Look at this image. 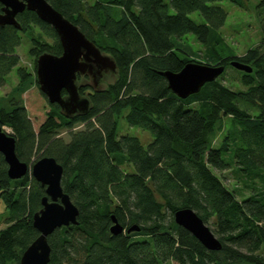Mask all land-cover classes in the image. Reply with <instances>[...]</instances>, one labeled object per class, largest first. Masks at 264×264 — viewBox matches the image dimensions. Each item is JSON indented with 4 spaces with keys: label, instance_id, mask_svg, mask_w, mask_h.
<instances>
[{
    "label": "trees",
    "instance_id": "obj_1",
    "mask_svg": "<svg viewBox=\"0 0 264 264\" xmlns=\"http://www.w3.org/2000/svg\"><path fill=\"white\" fill-rule=\"evenodd\" d=\"M47 1L117 65V79L106 89L79 86L90 100L87 115L68 118L50 104L35 130L22 96L38 82L17 50L27 35L35 72L40 55H62L61 41L28 10L17 16L21 30L0 27V89L13 70L20 79L0 98V125L12 130L21 161L53 157L64 167L63 189L80 210L79 225L49 237L50 264H264V41L238 56L218 32L228 13L214 3L223 0H172L175 14L163 0ZM195 12L204 23L190 17ZM235 60L253 72L233 68ZM190 62L224 65L225 71L183 100L159 73L180 72ZM229 69L242 88L222 83ZM120 119L150 131L154 141L145 148L138 137L121 135ZM63 131L68 140L58 136ZM227 170L234 190L216 173ZM45 195L31 174L11 180L0 153L6 206L0 264H20L38 238L33 217ZM183 208L206 224L214 220L221 251L207 250L177 225L174 215ZM113 215L127 230L139 225L141 231L113 236Z\"/></svg>",
    "mask_w": 264,
    "mask_h": 264
},
{
    "label": "water",
    "instance_id": "obj_2",
    "mask_svg": "<svg viewBox=\"0 0 264 264\" xmlns=\"http://www.w3.org/2000/svg\"><path fill=\"white\" fill-rule=\"evenodd\" d=\"M0 5V27L12 26L21 30L17 16L28 10L36 13L56 31L63 53L60 56L44 53L38 57L36 73L39 88L49 103L58 105L66 117L87 115L90 100L81 96L78 77L88 75L97 82V77L102 78L109 71L116 72L117 65L113 58L98 48L47 0H0ZM231 66L247 74L253 72L252 67L236 60L231 62ZM224 71V65L190 62L180 72L159 74L167 80L170 90L185 100L199 93L205 84L216 81ZM64 90L66 96L63 95ZM0 153L8 165L11 180H20L31 174L46 192L42 209L33 217V227L39 236L23 253L20 264H50L52 248L49 237L63 227L79 225L80 210L63 189L64 167L53 157H43L30 168L17 155L16 139L1 125ZM174 218L177 225L190 232L207 250L223 249L221 241L193 209H179ZM112 223L110 232L113 236L125 234V227L114 215ZM140 231L139 225H133L126 232L131 234Z\"/></svg>",
    "mask_w": 264,
    "mask_h": 264
},
{
    "label": "rangeland",
    "instance_id": "obj_3",
    "mask_svg": "<svg viewBox=\"0 0 264 264\" xmlns=\"http://www.w3.org/2000/svg\"><path fill=\"white\" fill-rule=\"evenodd\" d=\"M93 3V0H88ZM169 5V11L171 14H175L176 11L171 5L172 0H163ZM244 7H240L237 4L231 2V0H223L221 2L214 3L219 5L226 10L228 13L226 24L218 31L219 34L225 39V41L231 46V49L235 51L238 56L244 55L248 49H251L264 41V0H241ZM190 17L197 23H204V18L199 12L190 14ZM32 43L27 35H23V41L21 46L18 48L17 53L21 57V66L24 67L30 73H34L37 79V73L34 72L36 57L31 54L30 48ZM196 48L201 46L195 44ZM197 61L204 62L202 58H193ZM201 64V63H200ZM37 70V69H36ZM110 74L106 78V75ZM238 73L234 70L229 69L226 73V78L222 80L223 84L238 89L242 88L239 80ZM233 77V78H231ZM99 86L106 89L108 85L114 83L117 79L115 72H108L103 74L102 78L97 77ZM20 79L17 70H13L7 77L6 84L0 89V98L8 96L13 89L19 84ZM93 83L92 80H89ZM23 100L25 107L28 111L29 117L32 120L35 130H38L40 125L46 120L47 113L50 111V103L46 96L41 92L39 85L36 82L30 85V88L23 94ZM119 121V132L121 135H131L138 137L145 148H147L153 141L154 136L148 130H143L138 127L130 126L125 120L120 119ZM6 132L12 134V130L8 127H3ZM82 128V126H79ZM59 137L68 140L67 131L61 132ZM221 135L215 145L217 146L220 141ZM39 156L35 155L33 161L29 164L31 168L34 161ZM224 181L225 185L230 189L234 190L237 186L235 179L232 175L231 170H227L223 173L216 172ZM241 186V184H238ZM245 195H249L246 193ZM1 203V202H0ZM4 218V214L0 215ZM212 231L215 230L214 220L211 219L207 224ZM6 227L5 223L0 225V230ZM142 239V238H141ZM264 255V249L261 251ZM176 264V263H173Z\"/></svg>",
    "mask_w": 264,
    "mask_h": 264
},
{
    "label": "flooded vegetation",
    "instance_id": "obj_4",
    "mask_svg": "<svg viewBox=\"0 0 264 264\" xmlns=\"http://www.w3.org/2000/svg\"><path fill=\"white\" fill-rule=\"evenodd\" d=\"M109 72H112V71H109ZM108 73V72H107ZM116 73V72H115ZM108 76H110V74H107L106 75V78L108 77ZM89 80H92V82L93 83H90L89 82ZM82 83H84V85H91V86H93V88H95V89H98V88H101L100 86H99V83H97V82H95L90 76H88V75H79V77H78V85L80 86V85H82ZM65 91V90H64ZM63 91V92H64ZM66 92V91H65ZM66 95H67V93H66ZM81 96H83V97H85V95H81ZM60 108V107H59ZM125 230L127 231V229L125 228ZM125 231V234H127V232ZM133 233V232H132Z\"/></svg>",
    "mask_w": 264,
    "mask_h": 264
},
{
    "label": "crops",
    "instance_id": "obj_5",
    "mask_svg": "<svg viewBox=\"0 0 264 264\" xmlns=\"http://www.w3.org/2000/svg\"><path fill=\"white\" fill-rule=\"evenodd\" d=\"M0 215L5 214L6 211V206L4 205V203H2V201H0Z\"/></svg>",
    "mask_w": 264,
    "mask_h": 264
}]
</instances>
